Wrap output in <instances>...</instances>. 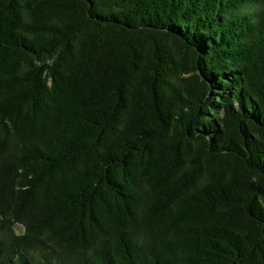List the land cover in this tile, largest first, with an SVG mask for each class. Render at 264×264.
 Wrapping results in <instances>:
<instances>
[{
    "label": "trees",
    "instance_id": "1",
    "mask_svg": "<svg viewBox=\"0 0 264 264\" xmlns=\"http://www.w3.org/2000/svg\"><path fill=\"white\" fill-rule=\"evenodd\" d=\"M0 264H264V0H0Z\"/></svg>",
    "mask_w": 264,
    "mask_h": 264
}]
</instances>
